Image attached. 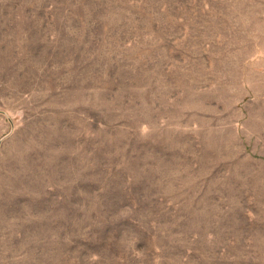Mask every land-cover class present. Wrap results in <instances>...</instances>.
<instances>
[{
	"label": "rangeland",
	"instance_id": "374dc122",
	"mask_svg": "<svg viewBox=\"0 0 264 264\" xmlns=\"http://www.w3.org/2000/svg\"><path fill=\"white\" fill-rule=\"evenodd\" d=\"M264 0H0V264H264Z\"/></svg>",
	"mask_w": 264,
	"mask_h": 264
},
{
	"label": "crops",
	"instance_id": "0c3cea01",
	"mask_svg": "<svg viewBox=\"0 0 264 264\" xmlns=\"http://www.w3.org/2000/svg\"><path fill=\"white\" fill-rule=\"evenodd\" d=\"M263 156H264V154H263Z\"/></svg>",
	"mask_w": 264,
	"mask_h": 264
}]
</instances>
